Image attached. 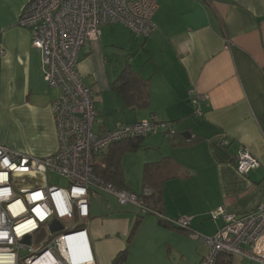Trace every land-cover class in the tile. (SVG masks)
Segmentation results:
<instances>
[{"label": "crops", "instance_id": "0c3cea01", "mask_svg": "<svg viewBox=\"0 0 264 264\" xmlns=\"http://www.w3.org/2000/svg\"><path fill=\"white\" fill-rule=\"evenodd\" d=\"M156 1L154 31L139 43L131 38L124 43L137 56L129 61L132 70L149 80L147 107L125 106L112 89L125 62L119 72L110 68L100 37L81 48L76 70L93 91L102 128L150 117L174 122L173 138L142 140L138 150L146 151L138 190L128 184L120 161L123 188L140 193L143 165L171 157L151 174V181L163 179V216H188L191 233L212 235L223 221L211 219V209L221 206L241 215L264 204V0ZM27 2L0 0V144L44 156L57 147L50 104L58 90L43 85L40 49L19 25ZM190 90L205 95L200 116L194 115ZM117 107L129 111V118L123 114L115 120ZM224 139L228 144H222ZM239 146L259 161L247 174L238 173L234 165ZM104 196L110 195L99 193L95 205L93 197L89 204L87 232L96 264H110L127 245L131 252L124 264H183L182 246L191 251L187 264H199L208 252L187 232L164 226L153 214L139 218L128 243L138 209ZM225 261L250 264L238 256Z\"/></svg>", "mask_w": 264, "mask_h": 264}, {"label": "built area", "instance_id": "2783aa9c", "mask_svg": "<svg viewBox=\"0 0 264 264\" xmlns=\"http://www.w3.org/2000/svg\"><path fill=\"white\" fill-rule=\"evenodd\" d=\"M157 6L156 0H28L23 7L19 25L40 49L43 79L58 90L50 104L57 147L38 156L0 144V264H96L87 223L90 200L99 193L113 196L119 204L135 205L141 214L167 218L143 195L95 175L93 167L112 143L157 131L173 136L174 123L144 118L102 128L93 91L76 70L81 48L99 40L101 26L118 22L135 35L147 37L156 27L152 17ZM190 95L194 115L200 116L205 95L194 90ZM228 142L224 139L222 144ZM234 165L238 173L247 174L259 161L239 146ZM51 173L64 178L66 185L50 184ZM208 214L211 219L220 217L223 224L212 235L191 233L208 248L199 264H216L220 254L264 264L263 203L241 215L221 206ZM54 220L61 229L50 230ZM171 220L182 228L190 227L188 216ZM41 230L45 236L37 241Z\"/></svg>", "mask_w": 264, "mask_h": 264}, {"label": "trees", "instance_id": "16d2710c", "mask_svg": "<svg viewBox=\"0 0 264 264\" xmlns=\"http://www.w3.org/2000/svg\"><path fill=\"white\" fill-rule=\"evenodd\" d=\"M112 89L122 99L125 106L130 108H145L149 104V80L141 77L138 73L132 70L129 60L125 61L124 66L111 83ZM151 118V117H150ZM172 122V121H170ZM174 123V122H172ZM173 136H169L173 138ZM143 136L129 137L112 143L97 159L93 167L94 174L102 178L104 181L110 182L116 187L123 188V173L121 169V157L126 152L136 151L141 147ZM171 161V157H162L160 160L151 163H145L142 170V190L138 195H143L146 202L152 203L160 212V189L163 184L162 178H157L151 181L152 172H157L161 167ZM149 190L144 194V190ZM149 214V213H146ZM144 215L138 212V217L133 222L128 233V243L134 235L138 226L139 218ZM157 217V216H156ZM164 226L178 229L182 232L191 233L189 228H182L176 225L171 218H159ZM130 247L127 245L123 250L117 252L110 264H124L130 255ZM232 255L220 254L217 256L216 264H229L225 260Z\"/></svg>", "mask_w": 264, "mask_h": 264}, {"label": "rangeland", "instance_id": "374dc122", "mask_svg": "<svg viewBox=\"0 0 264 264\" xmlns=\"http://www.w3.org/2000/svg\"><path fill=\"white\" fill-rule=\"evenodd\" d=\"M129 38H131L133 41L138 42V40H142L145 37L143 36H138L135 35L133 32H131L127 27H125L123 24L118 23V22H112V23H107L103 26H101V32H100V41L101 44L103 46V49L105 50V52L107 53V60L109 63V67H113V69L116 70V72H119V70L121 69V67L123 66L124 62L128 59L129 61L133 58V57H137L135 55V53H133L132 48L130 47L129 49L127 47L124 46V43L126 42V40H129ZM137 59V58H135ZM115 74V73H114ZM117 74V73H116ZM116 75H114L115 77ZM43 85L46 86V88L48 87L47 83L44 81ZM111 93L113 95H116L115 92L113 90H111ZM108 95V94H107ZM106 95V97L108 98V96ZM117 111L114 112L115 113V120H118L120 118L121 115H125L126 119L129 118L130 112L129 111H125L123 110V108H119L117 107L116 109ZM122 121H126V120H122ZM122 124V123H121ZM118 126V124H117ZM99 130L98 127H93V131L97 132ZM154 135H163L162 131H157L154 133H151L147 136H145V138L147 137H152ZM164 137H166L165 135H163ZM146 151V150H144ZM144 151L141 150H137L134 152H128L125 153L122 156V169H123V173H124V177L125 179L128 180V184L130 186H132L131 188L133 189H139L140 188V178H141V156L143 155ZM255 157V156H254ZM49 183L50 184H57V185H61V186H65L66 185V180L54 173H51L48 177ZM106 197V199L108 201H110L111 203H115V200L113 199V197L110 196H104ZM95 197H93V199L91 200V204L92 206L95 205L96 202ZM108 201L106 203H108ZM189 237H191V233H188ZM194 239V238H192ZM194 241H196L194 239ZM186 244H188L187 241H184ZM191 242V240H190ZM197 242V241H196ZM183 250H184V257H185V262L183 264H187V262L189 263L191 261L190 257H188V253H190L191 251L188 250L187 248H185L184 246H182ZM133 249H132V253H133ZM21 255H23V251H21L20 253ZM134 257H138L139 254L136 253L134 251L133 253ZM233 256V255H232ZM239 257V256H238ZM250 264H253V262L249 261ZM248 262V263H249Z\"/></svg>", "mask_w": 264, "mask_h": 264}, {"label": "water", "instance_id": "95a60500", "mask_svg": "<svg viewBox=\"0 0 264 264\" xmlns=\"http://www.w3.org/2000/svg\"><path fill=\"white\" fill-rule=\"evenodd\" d=\"M62 225L57 221V220H54L51 225H50V230L51 231H56L58 229H61ZM45 236V231L44 230H41V232L39 233L38 237H37V241H39L40 239H42V237ZM28 237H26L24 239L25 242H28Z\"/></svg>", "mask_w": 264, "mask_h": 264}]
</instances>
